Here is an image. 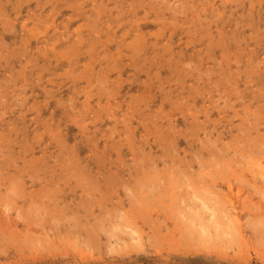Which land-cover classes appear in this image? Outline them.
<instances>
[{
	"label": "rangeland",
	"instance_id": "obj_1",
	"mask_svg": "<svg viewBox=\"0 0 264 264\" xmlns=\"http://www.w3.org/2000/svg\"><path fill=\"white\" fill-rule=\"evenodd\" d=\"M0 264H264V0H0Z\"/></svg>",
	"mask_w": 264,
	"mask_h": 264
},
{
	"label": "trees",
	"instance_id": "obj_2",
	"mask_svg": "<svg viewBox=\"0 0 264 264\" xmlns=\"http://www.w3.org/2000/svg\"><path fill=\"white\" fill-rule=\"evenodd\" d=\"M197 261H198L197 259L191 260V262H197Z\"/></svg>",
	"mask_w": 264,
	"mask_h": 264
},
{
	"label": "bare ground",
	"instance_id": "obj_3",
	"mask_svg": "<svg viewBox=\"0 0 264 264\" xmlns=\"http://www.w3.org/2000/svg\"><path fill=\"white\" fill-rule=\"evenodd\" d=\"M231 202V201H230ZM235 210V209H234Z\"/></svg>",
	"mask_w": 264,
	"mask_h": 264
}]
</instances>
